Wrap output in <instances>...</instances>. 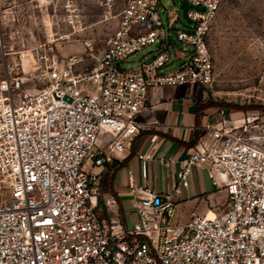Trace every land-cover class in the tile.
<instances>
[{"label":"built area","instance_id":"built-area-1","mask_svg":"<svg viewBox=\"0 0 264 264\" xmlns=\"http://www.w3.org/2000/svg\"><path fill=\"white\" fill-rule=\"evenodd\" d=\"M224 1L188 0L190 27L176 30L184 48L175 57L162 0H125L90 72L80 73L82 59L62 57L48 42L26 56L28 71L22 65V73L1 80L0 264H264V147L238 135L224 110L183 160L173 192L137 185L129 175L133 227L118 198L103 196L95 171L133 148L151 91L213 85L210 35ZM152 158V151L139 154L143 176ZM193 167L206 169L226 200L211 206L213 217L192 213L176 222L177 197Z\"/></svg>","mask_w":264,"mask_h":264},{"label":"rangeland","instance_id":"rangeland-1","mask_svg":"<svg viewBox=\"0 0 264 264\" xmlns=\"http://www.w3.org/2000/svg\"><path fill=\"white\" fill-rule=\"evenodd\" d=\"M124 1L0 0L5 47H0V82L10 73H22V65L28 71L32 58L26 56L48 42H54L60 56L82 59L80 73L90 72L108 46ZM162 2L165 25L174 29L175 44L169 53L175 57L178 49L184 48L176 30L190 26L183 16L181 0ZM174 18L176 22L171 23ZM210 43L215 80L212 86L203 88L206 103L215 104V113L224 110L228 118L242 125L236 130L238 135L264 147V0H225L214 22ZM143 54L130 60H138ZM128 170H132L130 164ZM155 176L159 192L164 191L166 180L161 166ZM204 178L207 186L216 190L208 172ZM173 180L170 178L172 189ZM117 183L125 187L122 172ZM221 195L220 203L224 202V194Z\"/></svg>","mask_w":264,"mask_h":264},{"label":"crops","instance_id":"crops-1","mask_svg":"<svg viewBox=\"0 0 264 264\" xmlns=\"http://www.w3.org/2000/svg\"><path fill=\"white\" fill-rule=\"evenodd\" d=\"M149 100L151 105L141 115L143 127L134 140L133 148L120 154L114 164L95 168V171L101 172L102 175L103 196L114 195L118 198L121 217L128 227H131L138 217L130 192L129 175H134L137 185H149L159 191L155 171L161 166L166 180L165 190L162 192H173L179 184L178 174L182 162L193 151L194 145L190 143L195 139L197 132L198 140L208 138L206 127L214 123L217 115L214 107H204L207 101L206 93L203 88L197 86L156 89L151 91ZM154 137L158 143L156 149L152 148ZM151 151L153 158L146 162L147 174L143 176V161L139 159V154ZM128 164L132 167L130 171ZM120 172L123 174L125 187L118 186L117 178ZM206 172L204 168L193 167L189 187L177 197L174 215L176 222H187L192 213H208V216L213 217L215 212L211 206L221 202V193L224 194V201L226 200L224 192L212 191L207 186L204 178ZM170 178L174 179V189Z\"/></svg>","mask_w":264,"mask_h":264},{"label":"water","instance_id":"water-1","mask_svg":"<svg viewBox=\"0 0 264 264\" xmlns=\"http://www.w3.org/2000/svg\"><path fill=\"white\" fill-rule=\"evenodd\" d=\"M182 4H183V9H182L183 16L187 19V10L189 9L190 5L188 3V0H182ZM199 9L204 10V7L200 6ZM187 21L189 23L191 22L189 19H187Z\"/></svg>","mask_w":264,"mask_h":264},{"label":"trees","instance_id":"trees-1","mask_svg":"<svg viewBox=\"0 0 264 264\" xmlns=\"http://www.w3.org/2000/svg\"><path fill=\"white\" fill-rule=\"evenodd\" d=\"M212 105H215V104L206 103V104H204V107H211ZM198 139H199V133L197 132L195 139L190 143V145H195L196 142L198 141Z\"/></svg>","mask_w":264,"mask_h":264},{"label":"bare ground","instance_id":"bare-ground-1","mask_svg":"<svg viewBox=\"0 0 264 264\" xmlns=\"http://www.w3.org/2000/svg\"><path fill=\"white\" fill-rule=\"evenodd\" d=\"M235 123L237 124V122H236V121H235ZM241 126H242V125H238V124H237V128H238V127H241ZM209 217H211V216H209Z\"/></svg>","mask_w":264,"mask_h":264}]
</instances>
